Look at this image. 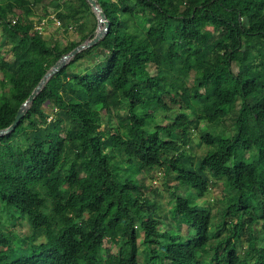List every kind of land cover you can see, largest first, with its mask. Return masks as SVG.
Segmentation results:
<instances>
[{
	"label": "trees",
	"instance_id": "1",
	"mask_svg": "<svg viewBox=\"0 0 264 264\" xmlns=\"http://www.w3.org/2000/svg\"><path fill=\"white\" fill-rule=\"evenodd\" d=\"M44 1L0 0V129L62 55L93 37L83 32L86 0ZM38 2L79 39L50 45L28 18ZM96 2L107 33L49 77L0 136V264H264V0ZM16 9L25 21L9 19ZM166 100L177 110L162 124ZM232 112L234 133L207 132L202 156L184 154L198 120L218 125ZM152 167L196 191L167 188L170 218L137 178ZM221 179L236 199L214 224L195 199Z\"/></svg>",
	"mask_w": 264,
	"mask_h": 264
},
{
	"label": "rangeland",
	"instance_id": "2",
	"mask_svg": "<svg viewBox=\"0 0 264 264\" xmlns=\"http://www.w3.org/2000/svg\"><path fill=\"white\" fill-rule=\"evenodd\" d=\"M217 12L223 13V11L221 10H217ZM83 20L85 21V28L83 32L88 35L90 34L94 35L96 28L98 27V24L96 23L97 21L96 14L94 12L90 13ZM49 22L50 21L48 20V23H46L47 25L43 35L45 38H47V42L50 45L57 47L59 45V42L60 44H65L67 39H74V40L79 39V34H78L79 32H76V30H74L73 27L69 28L68 32L64 35V32L61 30V28L55 26L53 23L49 24ZM99 27H101V25ZM203 31L206 32L205 35L207 34L209 35L210 33H212L211 28H206ZM88 39H90V37H88L86 40ZM237 57H239V55L235 54L233 58L234 61L235 59H237ZM80 63L82 67L87 65V62L85 60H81ZM233 69L234 70L237 69L235 64H233ZM188 84H192V78L188 79ZM166 101L170 107V111H158L159 112L158 121L159 123L162 124L167 123L168 120L167 118H163V116L165 117L166 115L169 114L174 115L173 111L177 110V105L169 102V100ZM183 112H185V114L187 115L190 114L189 110H184ZM232 115L234 116V112H232L230 116L226 117L223 123H220L218 125L217 124L214 125L212 122L208 120L207 122H202V120H198L197 125L192 130L190 146L184 148L185 149L184 154L188 157L193 158L194 160L202 156L210 148L202 140V136L205 135L207 132L213 136L218 135L219 132H224V134L227 135L234 133V129L232 125ZM76 162L79 163L80 160H77ZM119 171L121 173H124L126 171L125 167L122 164H119ZM137 178L145 186L146 196L149 199H155L157 201L156 212H159L162 216H167L168 218L171 217L169 210H171L172 208V199L170 195L171 193L170 189L167 188L173 189L172 187L177 186L178 188L173 190L183 197L187 196L188 193H190L191 195L196 192L194 189L190 187H183L182 185H178V183L172 178H169V180H167L164 174V170L158 167H152L151 169L143 170L142 172H140V174H138ZM216 182L217 183L215 184V186L209 188V190L206 192V194L203 197H198L195 199L197 205L205 206L210 210L209 213L212 214L213 217L212 222L214 224L220 220V211L223 210L226 205L231 204L236 199V195L227 192L228 190L226 189V185L223 179L218 180ZM156 187H158L157 193H154L153 189ZM74 188L75 187H72L69 190H66L64 194L67 195ZM185 188H187V190H185ZM230 215L231 217L235 218L236 213L234 211H231ZM1 217H2L1 220L5 222V224L9 225L10 223L9 218H7L5 214H2ZM226 220L228 221L229 218H226ZM14 230L20 236L24 234H28L29 226L27 221L25 219L16 221L14 225ZM182 232L184 234L187 233L188 231L185 227H183ZM258 232L260 231H257V233H255L256 236L259 235ZM261 237H264V231H262V234H260V237L258 238ZM140 241L141 239H139V243ZM262 243L264 244V241H262ZM245 246H246L245 241H242L241 245L239 244L237 245L236 250L238 254H242ZM201 251L202 253L207 254L206 259L210 257L209 249L205 248L202 249ZM132 253L133 254L136 253V256L139 258V260L142 259V255L141 253H139L136 245L133 246Z\"/></svg>",
	"mask_w": 264,
	"mask_h": 264
},
{
	"label": "water",
	"instance_id": "3",
	"mask_svg": "<svg viewBox=\"0 0 264 264\" xmlns=\"http://www.w3.org/2000/svg\"><path fill=\"white\" fill-rule=\"evenodd\" d=\"M88 4L90 5L92 11L96 14L97 18V24L98 27L96 28V31L88 40H85L84 42L78 44L75 46L72 50L67 52L66 54L62 55L42 76V78L39 80L37 85L34 87L32 92L29 94L27 99L19 106L15 117L12 121V123L6 127L0 129V136L5 135L7 133H10L15 129V127L18 125L20 119L25 115L27 112L30 103L33 101L36 94L41 90L43 85L46 83V81L51 77L54 73H56L59 69H61L76 53L80 52L83 49H87L94 44H96L101 38L104 37V35L107 33L109 22L106 19V16L104 12L101 10L99 5L97 4L96 0H86ZM101 25V27H99Z\"/></svg>",
	"mask_w": 264,
	"mask_h": 264
},
{
	"label": "crops",
	"instance_id": "4",
	"mask_svg": "<svg viewBox=\"0 0 264 264\" xmlns=\"http://www.w3.org/2000/svg\"><path fill=\"white\" fill-rule=\"evenodd\" d=\"M47 1L48 0H45L44 2H47ZM63 9L67 13L70 11V9L67 8V7L63 8ZM43 13H44L43 3L42 2H38V3L34 4V7L32 9V16L31 17L30 16L28 17L25 14H23L20 9H16L13 15H9V19L10 20L17 19V17H18V18H21L23 21H25L27 19V17H28L29 19L31 18L33 20V23L35 25H37V24L42 22L43 23L42 33H44L46 25H47L46 23H48V20L50 21L49 24L50 23H54V22L50 18L52 16V14L49 15V16H43ZM1 31H3V30H2V27L0 26V35H1ZM0 39H1V36H0Z\"/></svg>",
	"mask_w": 264,
	"mask_h": 264
},
{
	"label": "built area",
	"instance_id": "5",
	"mask_svg": "<svg viewBox=\"0 0 264 264\" xmlns=\"http://www.w3.org/2000/svg\"><path fill=\"white\" fill-rule=\"evenodd\" d=\"M50 18L53 20L55 25H57V26L59 25V21L53 15ZM42 27H43V23L42 22L37 24V25H35V29H37L40 32H42Z\"/></svg>",
	"mask_w": 264,
	"mask_h": 264
}]
</instances>
